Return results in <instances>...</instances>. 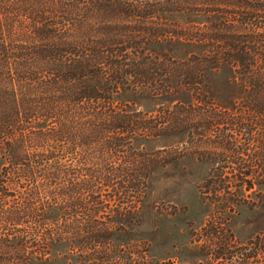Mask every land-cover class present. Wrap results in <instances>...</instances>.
Instances as JSON below:
<instances>
[{
	"label": "trees",
	"instance_id": "trees-1",
	"mask_svg": "<svg viewBox=\"0 0 264 264\" xmlns=\"http://www.w3.org/2000/svg\"><path fill=\"white\" fill-rule=\"evenodd\" d=\"M141 88L170 106L126 111L119 96ZM165 127L214 134L221 168L264 186V0H0V264L45 259L75 221L87 242L101 197L144 195L133 143ZM259 241L238 264H264Z\"/></svg>",
	"mask_w": 264,
	"mask_h": 264
},
{
	"label": "rangeland",
	"instance_id": "rangeland-1",
	"mask_svg": "<svg viewBox=\"0 0 264 264\" xmlns=\"http://www.w3.org/2000/svg\"><path fill=\"white\" fill-rule=\"evenodd\" d=\"M193 15L166 17L175 22L192 17L205 21ZM163 48L180 54L188 50L177 42ZM207 74L211 80L223 77ZM117 101L127 104L128 112L154 114L160 106H170L171 97H154L141 88L122 93ZM205 132L165 127L158 136L134 140L133 146L150 159L144 195H104L98 200L104 211L87 213L103 222L100 231L91 230L97 224L90 222L87 242H78L75 221L68 244H52L45 259L30 264H226L222 258L231 254V264H238L234 251L243 252V247H251L247 254L254 255L252 243L264 242V186L257 183L258 176L240 181L231 169L221 168L224 159L212 151L217 139ZM248 153L241 155L247 162L255 157ZM79 202L76 198L68 204ZM257 257L248 263L263 264L260 252Z\"/></svg>",
	"mask_w": 264,
	"mask_h": 264
}]
</instances>
